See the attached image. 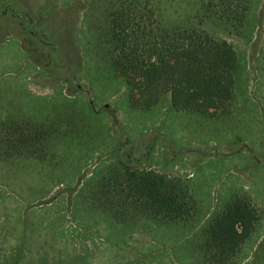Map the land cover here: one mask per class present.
<instances>
[{"label": "rangeland", "instance_id": "obj_1", "mask_svg": "<svg viewBox=\"0 0 264 264\" xmlns=\"http://www.w3.org/2000/svg\"><path fill=\"white\" fill-rule=\"evenodd\" d=\"M155 1L170 20L196 12L197 0ZM106 2L0 0V113L7 100L20 111L31 100L37 110L44 98L66 96L92 113L100 133L65 141L57 164L0 160V264H196L202 226L235 195L260 213L239 264H264V0H254L247 37L208 23L246 61L233 112L218 118L177 111L169 99L151 110L130 107L125 82L88 51V20ZM91 144L103 150L90 152ZM117 158L189 180L202 200L195 228L147 218L120 224L83 205L77 196L93 165Z\"/></svg>", "mask_w": 264, "mask_h": 264}, {"label": "trees", "instance_id": "obj_2", "mask_svg": "<svg viewBox=\"0 0 264 264\" xmlns=\"http://www.w3.org/2000/svg\"><path fill=\"white\" fill-rule=\"evenodd\" d=\"M254 5V0H197L193 18L170 20L155 0H107L103 14L88 20L94 38L88 51L125 82L134 109L151 110L169 99L177 111L211 118L231 115L246 61L208 23L218 24L227 35L247 37ZM47 39L53 43L49 35ZM43 100L40 109L30 100L22 111L6 101L0 113V160L52 159L57 164L56 158L65 154L58 149L68 146L65 141L100 138L92 113L84 114L72 98ZM97 148L101 145H89L90 152ZM116 160L93 165L78 192L83 205L120 224L147 218L195 228L202 200L189 180ZM259 219L249 197L232 196L202 226L196 264H239Z\"/></svg>", "mask_w": 264, "mask_h": 264}, {"label": "crops", "instance_id": "obj_3", "mask_svg": "<svg viewBox=\"0 0 264 264\" xmlns=\"http://www.w3.org/2000/svg\"><path fill=\"white\" fill-rule=\"evenodd\" d=\"M4 107H6V105L4 104ZM4 107H3V110H4Z\"/></svg>", "mask_w": 264, "mask_h": 264}, {"label": "water", "instance_id": "obj_4", "mask_svg": "<svg viewBox=\"0 0 264 264\" xmlns=\"http://www.w3.org/2000/svg\"><path fill=\"white\" fill-rule=\"evenodd\" d=\"M106 106H108V104H106Z\"/></svg>", "mask_w": 264, "mask_h": 264}]
</instances>
